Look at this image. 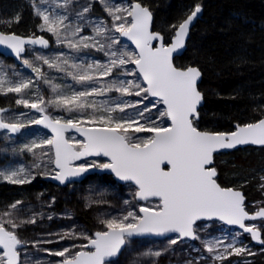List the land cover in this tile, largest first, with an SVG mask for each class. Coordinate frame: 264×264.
I'll return each instance as SVG.
<instances>
[{"label":"snow or ice","instance_id":"snow-or-ice-1","mask_svg":"<svg viewBox=\"0 0 264 264\" xmlns=\"http://www.w3.org/2000/svg\"><path fill=\"white\" fill-rule=\"evenodd\" d=\"M43 2L47 3L48 0ZM71 2L72 0H63L62 4L56 6L67 9ZM99 3L112 17V26L109 28L103 21L92 24L94 36H80L89 23L85 14L90 11V4L76 12L78 20L85 23H76L75 27L72 26L74 22L69 21L67 13L56 14L36 7V14L42 20L41 31L51 33L58 43L74 52L95 48L103 51L109 59L103 64H78L65 54L56 55L52 59L37 54V61H42L49 69L64 72L76 84L81 85V89H73L70 94L61 92V85L53 83L40 66L23 59V64L36 73V79L51 87L55 95L48 101L43 96H37L35 100L24 97L25 91L33 87V80L12 81L6 73L0 72V94L15 93L19 97L16 104L41 113L40 119H31L27 123L5 120L0 115V129L15 134L29 124H42L51 130L52 138L33 140L24 144L20 150L33 156H48V152L38 154L36 150L45 147L54 149V160L51 162L58 171L51 176L52 179L63 184L70 178L82 176L90 169L107 170L119 180L134 184V199L146 203L138 205V210L126 209L118 217L102 219L104 230L96 231L91 236L77 235L71 231L64 233L60 239H83L87 243L75 245L79 251L64 248L48 251V255L61 257L58 264H120L116 258L125 253L132 254L134 237L178 234L177 238L169 240L171 245L185 238L198 240L197 221L213 219L236 225L243 232L249 233L257 243L264 244L260 228L245 223L264 220V207L249 214L245 210L242 193L222 188L216 180V168L209 167L213 163V154L221 149L248 144L264 146V119L243 126L237 125L236 130L229 133L198 130L195 126V121L199 119L197 109L204 98L197 87L201 71L193 66L178 69L173 64V53L184 47L189 26L202 11L201 6H195L187 19L177 27L173 41L165 46L163 36L150 30L152 13L147 7L140 3L130 7H111L108 0H99ZM16 19L18 21L19 17ZM113 32L132 41L138 53L113 48V45L120 43L117 37L110 34ZM96 37H102L108 43L105 44ZM154 41L158 46H154ZM26 44L48 47V41L42 37L24 39L14 34L0 33V45H6L17 58L25 51ZM128 64L134 65L135 69L127 70ZM137 74L142 77V82L120 79L122 76L137 77ZM107 77L113 78L106 80ZM109 93H118L119 96L108 97ZM97 97L108 98L98 101ZM124 97L140 99L130 101L123 99ZM149 97L156 98V104L164 106L163 110L157 111L159 117L170 121L167 126L147 115L156 107V104L150 107L144 103ZM42 105L80 115L78 118L54 119L44 114L45 107ZM129 109L134 111L129 113ZM5 111L0 109V114ZM70 129L80 133L84 140L66 139L64 134ZM139 133L151 135L141 137L136 135ZM87 157H105L107 161L87 162ZM80 160L86 162L79 165L74 163ZM164 165L168 167L165 168ZM34 167L40 168L41 162L35 163ZM33 179L35 176L23 167L0 169V180L9 184H29ZM153 198L156 201L154 204L147 203ZM21 203L22 201L17 200L9 208L18 210ZM92 203L105 204L108 201L96 200ZM124 204L128 205L129 201L125 200ZM29 223L35 224V218L17 223L12 211L0 213V264H21V249L26 242L19 239L14 229ZM5 224L9 227H5ZM37 243L39 242L34 243L33 247ZM204 250L213 261H222L246 252L253 254L246 247L237 246L235 238L227 244L222 239L205 241ZM162 254L160 250H149L141 255L158 258ZM37 264L41 262L37 261ZM130 264L138 262L133 260ZM188 264L193 262L188 261Z\"/></svg>","mask_w":264,"mask_h":264},{"label":"rangeland","instance_id":"rangeland-1","mask_svg":"<svg viewBox=\"0 0 264 264\" xmlns=\"http://www.w3.org/2000/svg\"><path fill=\"white\" fill-rule=\"evenodd\" d=\"M36 14V7L47 9L50 12H55L56 14H65L69 16V21H73V27L76 23L84 24L85 21H80L76 17V12L80 11L83 6L91 5L90 11L85 14L88 26H85L80 33V36H94L92 24L99 21H103L106 26L111 28L112 17L104 10V6L99 3V0H72L71 4L67 9L57 7V4H62L63 0H48L47 3L43 0H25ZM109 6L111 7H130L132 2L130 0H108ZM37 15V14H36ZM38 16V15H37ZM39 17V16H38ZM41 24L42 20L39 17ZM40 24V25H41ZM67 31V30H66ZM49 35L51 40L48 41V47L34 48L29 47L28 53L23 56L21 63H17L14 59H6V57L0 56V72L6 73L8 79L12 81H18L20 79H31L34 81L32 88L25 91L23 94L25 98L29 100H35L37 96H43L45 101L53 98L55 95L51 87L45 84L42 80L36 79V73L32 71L31 68L26 67L23 64V59H28L34 64L41 67V70L46 74L47 77L51 78L53 83L61 85L60 91L65 94H70L73 89H81V85L76 84L75 81L68 77L64 72H58L54 69H49L47 65H44L42 61H37L35 59L36 55H43L49 59L54 58L56 55L65 54L70 56L75 63H107L109 57L105 55L103 51H97L95 48L82 49L79 52H74L73 50L65 47L63 44L57 42V38L47 31H39L37 35ZM117 37L120 41L119 44L113 45V48L119 49L121 51L135 52L133 47L122 40L119 33H110ZM36 35V34H35ZM109 35V34H106ZM79 37H77L78 39ZM96 39L101 40L103 43L107 44L108 41L102 37H96ZM127 70H134L135 66L128 64L126 66ZM114 70V75H115ZM113 77H107L106 80H111ZM120 79L133 80L136 79L138 82H142V77L133 76H122ZM4 95V94H2ZM7 95H14L17 99L19 98L15 93H8ZM6 96V95H4ZM118 93H109L108 97H118ZM108 97H97L98 101L107 99ZM16 99V100H17ZM123 99L136 101L140 98L138 97H124ZM144 103L156 104V99L151 97ZM45 112L52 118H78L79 113H68L63 110H58L53 106H46ZM162 104H156V107L152 109L151 113L147 115L151 116L153 119L159 121L160 124L167 126L170 122L167 118H161L158 116V109L163 110ZM134 110L129 109L128 112L132 113ZM119 115V113H117ZM5 120H20L27 123L31 119H40L41 114L39 112L33 111V109L25 108L22 105L16 104L15 107L9 110V112L2 114ZM138 136L144 137L151 135V133H139ZM3 143L1 145V154L3 155V163L0 164V169H15L23 167L26 171L30 172L35 176L33 181L45 180L46 177L55 174L56 168L54 163V150L50 147H45L44 149H37V153L48 152V156H33V154L28 152H22L20 149L24 144L31 143L33 140L40 141L52 138V135L40 128L38 124H29L28 127L22 129V131L13 136L12 134L4 131L1 133ZM69 141H83L82 138L70 134L67 136ZM51 157V160H50ZM96 160L97 162H106L107 160L97 158L89 159L87 162ZM41 162L40 168H35L34 164ZM80 162L77 165L85 163ZM44 173H48L45 175ZM1 182H5L0 180ZM81 184V183H75ZM71 185L66 186L68 189V200L76 198L80 201L83 207L87 209L93 208V230L84 224L80 219L76 217L75 212L67 205L58 206V199L55 195L49 194L45 187L42 190H37L30 193L23 194L20 201L22 203L18 206V210H12L7 206L6 210L13 212V218L19 223L21 220H27L29 218H35V224H24L21 227L14 229L19 239L25 241V247L21 249L20 261L21 264H37L40 261L41 264H58L62 259L58 256L48 255V251H57L64 248H70L73 252L79 251V248L74 247L75 245H80L82 243H87L83 239H60V236L66 232H75L77 235L83 234L91 236L96 231L104 230L101 224L102 219L110 218L112 216H120L124 210H133L134 208L138 210V205H141L134 199L135 187L131 184H110L101 180H87L84 184L78 187ZM260 188H262V193L264 196V177L262 178ZM264 198V197H263ZM96 200H106L108 203L97 204L92 203ZM129 201L128 205L124 204V201ZM156 201H149L147 203L154 204ZM252 212L264 207V199H260L256 202L251 203ZM51 217V219H49ZM5 219H7L5 217ZM251 225H256L258 228L264 231V220H259L252 223ZM5 227L9 225L5 224ZM11 230V229H10ZM239 233V235H235ZM197 234L200 237L198 240H179L175 245H171L169 240L177 237H169L165 240H157L154 238L145 239H133L132 244L133 252L131 255L125 253L120 256L118 260L120 264H130L131 261L136 260L138 264H188V261H192L193 264H264V245L257 246L251 239L250 236L243 233L233 227H229L220 222H210L202 221L197 223ZM235 238L237 246H244L249 252L253 253L249 255L247 252L241 254L240 256H230L228 259L222 261H213L209 256L208 252L204 250V242L214 239H222L225 244L230 243ZM51 241V243H48ZM36 247H33V244ZM166 249V251H165ZM157 251L160 250L163 254L160 257L153 256H143L144 252ZM255 257V258H253ZM166 258V260H161Z\"/></svg>","mask_w":264,"mask_h":264},{"label":"trees","instance_id":"trees-1","mask_svg":"<svg viewBox=\"0 0 264 264\" xmlns=\"http://www.w3.org/2000/svg\"><path fill=\"white\" fill-rule=\"evenodd\" d=\"M130 1H138L152 11L153 29L164 37L166 44L171 42L177 27L195 6H202L203 15L191 31L186 51L175 60L178 67L197 66L202 72L199 89L205 103L199 111V121L195 122L197 128L231 132L235 124L254 123L264 118V0ZM40 24L33 7L25 0H0V31L32 36L38 34ZM43 36L51 40L49 35ZM16 99L14 95L0 94V109H12ZM2 143L0 133V148ZM3 162L0 149V164ZM214 167L221 186L244 191L248 209L251 203L264 199L260 188L264 177V147L217 154ZM97 179L117 184L110 175L94 174L72 186ZM42 187L57 197L58 206H69L78 219L93 228V208L86 210L76 198L68 200L66 187H56L45 180L24 185L1 182L0 213L20 200L23 194L42 190ZM262 233L264 239L263 230Z\"/></svg>","mask_w":264,"mask_h":264},{"label":"water","instance_id":"water-1","mask_svg":"<svg viewBox=\"0 0 264 264\" xmlns=\"http://www.w3.org/2000/svg\"><path fill=\"white\" fill-rule=\"evenodd\" d=\"M135 3H140V2L135 1V2H133L132 4H135ZM140 4H141L142 6H144V7H146V6L143 5L142 3H140ZM147 8H148V7H147ZM201 8H202V6H201ZM148 9H149V8H148ZM149 11L152 13V11H151L150 9H149ZM190 14H191V13H190ZM190 14H189V15H190ZM189 15H188V16H189ZM202 15H203V8H202V11H201L200 13L197 14V17L193 20L192 24L189 26V32H188L187 37L185 38V44H184V47L181 48V49H178L176 52L173 53V64H174V66L177 67L178 69H185L186 67H188V66H186V67H178V66H176V64H175V60H176L178 57L182 56V55L184 54V52L186 51V48H187V42H188V40H189V38H190L191 31H192V29L195 27L197 21H198L199 19H201ZM188 16H187V17H188ZM187 17H186L185 19H187ZM153 22H154V15H153V13H152V25H151V29H150V30L153 31V32H156V31H154V29H153ZM175 32H176V31H175ZM0 33H2V34H6V35H8V34H14V33L2 32V31H0ZM157 33H158V32H157ZM14 35L19 36V37L24 38V39H30V38H41V37H42L43 39L49 41L45 36H43V35H41V34H39V35H35V36H21V35H17V34H14ZM160 35H161V34H160ZM161 36H162V35H161ZM121 37H122V36H121ZM174 37H175V34H174ZM174 37H173V39H174ZM173 39L171 40V42L173 41ZM122 40L125 41L126 43L130 44V45L133 47V49L135 50V52L138 53V49H136L135 44H134L132 41L128 40L126 37H122ZM171 42H170V43H171ZM153 43H154V46H158V43H157V42L154 41ZM163 43H164L165 46L170 45V43H169V44H166V43H165L164 37H163ZM30 46H31V47H34V48H42V46H40V45H28V44H26V45L24 46V47H25V51H24L23 53H21V57H20V58H17L16 54H15L11 49H9L6 45H0V55H2L3 57H6V58L14 59L15 61H17V63L20 64V63H21V58L27 54L28 47H30ZM193 67H197V66H193ZM197 68H198V67H197ZM198 69H199V68H198ZM199 70H200V69H199ZM200 71H201V70H200ZM201 82H202V72H201V77H200L199 80L197 81V87H198V90H199V91H200L199 86H200ZM201 93H202V92H201ZM202 94H203V93H202ZM203 97H204V94H203ZM151 98H153V97H151ZM153 99H156V98H153ZM204 103H205V99L203 98L201 104L198 106V109H197L198 113H199L200 109L204 106ZM5 110H6L5 112H7L9 109H5ZM33 111H35V110L33 109ZM35 112H36V111H35ZM3 113H4V112H3ZM40 114H41V113H40ZM44 114L48 115L46 112H45ZM0 115H1V114H0ZM262 119H264V118H262ZM260 120H261V119H260ZM196 121H199V119H197ZM196 121H195V122H196ZM258 121H259V120H258ZM258 121H256V122H258ZM169 122H170V121H169ZM254 123H255V122H254ZM237 125L243 126V125H245V124H243V125H241V124H235V128H234L233 131L236 130V126H237ZM38 126H39L40 128H43L44 130H46L47 132H49V133L53 136V133L51 132V130H50L49 128L44 127L42 124H38ZM198 130H200V129L198 128ZM4 131H7V130H6V129H0V132H4ZM201 131H203V130H201ZM231 132H232V131H231ZM19 133H20V132H19ZM19 133H15V134L10 133V134H12L13 136H16V135H18ZM225 133H229V132H225ZM68 134L76 135V136H78V137H80V138H82V139L84 140V137L81 136L80 133L76 132L74 129H70V130H68L67 132H65L64 135H65V138H66V139H67V135H68ZM246 147L262 148V147H264V146L248 144V145H238L236 148H233V149H221L220 151H218V152H216V153L213 154V163H212L211 165H209V167H214V157H215V155L220 154V153L233 152V151L238 150V149H240V148H246ZM53 150H54V149H53ZM94 158H99V157H87L86 160L94 159ZM100 158H103V159L107 160V158H105V157H100ZM83 161H85V160L75 161L74 163L77 164V163H80V162H83ZM54 166H55V164H54ZM164 167L167 168L168 166H167V165H164ZM56 170H57V169H56ZM57 171H58V170H57ZM94 174L110 175V176H112L113 179H114L117 183H119V184H122V185H124V184H131V185H133V187H136V186H135L134 184H132L131 182L121 181V180H119L114 174L110 173V172L107 171V170H101V169H90L88 172L84 173L82 176L74 177V178H70L69 180L65 181V183H63V184H61L58 180H54V179H52L51 176L46 177V178H45V181L48 182V183H53V185H55V186H57V187H66V186L70 185L71 183H79V182H83L88 176H90V175H94ZM217 176H218V171H217ZM217 176H216V180H217ZM217 183L219 184L218 181H217ZM219 185H220V184H219ZM220 186H221V185H220ZM221 187H222V188H231V189H233V190H235V191H239V192H241L242 195L244 196V206H245V210H246L249 214H254V213H255V212H253V213H252V212H249V211L247 210V207H246V200H247V197H246V195L244 194V191H243V190H241V189H237V188H233V187H223V186H221ZM153 200H154V198H153ZM150 201H151V200H150ZM154 201H155V200H154ZM137 202H138L139 204H144V203H146V202H144V201H137ZM259 220H261V219H257V220H255V221H245V223L248 224V225H251L252 223L257 222V221H259ZM201 221H218V222H221V223L225 224L224 222H222V221H220V220H216V219H213V220H201ZM198 222H200V221H197V223H198ZM225 225L240 229V228H239L238 226H236V225H228V224H225ZM240 230H242V229H240ZM242 231H243V230H242ZM244 233H245V232H244ZM245 234H246V235H249V236L251 237V235H250L249 233H245ZM176 235H178V234H176V233H169V234H166L165 236L146 235V236L134 237V238H132V239H135V240H136V239L154 238V239H157V240H165V239H167V238H169V237H173V236H176ZM262 236H263V233H262V230H261V239H262ZM185 239H187V238H185ZM251 239H252V238H251ZM189 240H191V239H189ZM191 241H194V240H191ZM252 241H253L257 246H261V245H263V244H261V243H257V242H256L255 240H253V239H252ZM24 246H25V245H23L22 249L24 248ZM118 258H119V257H117L116 259H118Z\"/></svg>","mask_w":264,"mask_h":264},{"label":"bare ground","instance_id":"bare-ground-1","mask_svg":"<svg viewBox=\"0 0 264 264\" xmlns=\"http://www.w3.org/2000/svg\"><path fill=\"white\" fill-rule=\"evenodd\" d=\"M2 56V55H1ZM262 181V180H261Z\"/></svg>","mask_w":264,"mask_h":264}]
</instances>
